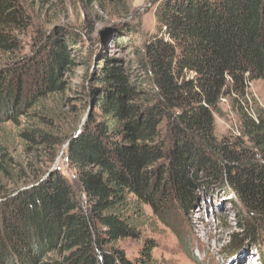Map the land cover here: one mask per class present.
Wrapping results in <instances>:
<instances>
[{
    "label": "trees",
    "instance_id": "16d2710c",
    "mask_svg": "<svg viewBox=\"0 0 264 264\" xmlns=\"http://www.w3.org/2000/svg\"><path fill=\"white\" fill-rule=\"evenodd\" d=\"M155 17L159 30L138 77L99 68L101 118L70 138L68 167L87 207L56 170L4 195L0 264H147L153 244L137 262L115 245L141 236L143 206L164 222L173 210L188 219L214 178L247 214L250 239L259 231L264 238V108L250 103L248 89L264 80V0H160ZM31 24L22 0H0V123L66 89L69 39L24 53L21 36ZM225 97L240 119L232 138L215 133Z\"/></svg>",
    "mask_w": 264,
    "mask_h": 264
},
{
    "label": "rangeland",
    "instance_id": "374dc122",
    "mask_svg": "<svg viewBox=\"0 0 264 264\" xmlns=\"http://www.w3.org/2000/svg\"><path fill=\"white\" fill-rule=\"evenodd\" d=\"M22 1L32 18L21 36L23 52L44 48L49 39H69L74 63L62 71L65 90L41 100L17 121L0 123V199L45 180L56 170L75 187L85 209V193L68 167L70 138L101 118L95 102L102 85L99 68L114 66L132 80L138 77L135 72H141L147 41L159 30L155 11L160 0ZM115 14L119 23L112 22ZM248 89L250 103L264 108V80L252 81ZM214 125L218 138L240 134V119L230 97L220 100ZM213 180L217 182H208L202 189L188 219L173 210L164 214L170 216L164 222L145 205L137 223L141 236L121 239L115 245L137 262L145 243L153 244L147 264H264L262 233H257V240L250 239L243 223L247 214L238 208L224 183ZM97 227L103 228L100 224Z\"/></svg>",
    "mask_w": 264,
    "mask_h": 264
},
{
    "label": "water",
    "instance_id": "95a60500",
    "mask_svg": "<svg viewBox=\"0 0 264 264\" xmlns=\"http://www.w3.org/2000/svg\"><path fill=\"white\" fill-rule=\"evenodd\" d=\"M112 22L113 23H119V20L117 19V16L116 15H112Z\"/></svg>",
    "mask_w": 264,
    "mask_h": 264
}]
</instances>
